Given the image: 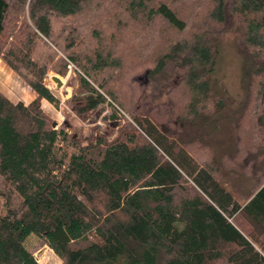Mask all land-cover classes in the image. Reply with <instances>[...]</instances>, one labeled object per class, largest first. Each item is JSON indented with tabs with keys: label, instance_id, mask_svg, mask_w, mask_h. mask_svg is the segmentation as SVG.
<instances>
[{
	"label": "trees",
	"instance_id": "obj_1",
	"mask_svg": "<svg viewBox=\"0 0 264 264\" xmlns=\"http://www.w3.org/2000/svg\"><path fill=\"white\" fill-rule=\"evenodd\" d=\"M0 59L36 94L0 89V264H264V0H0ZM68 60L105 133L44 109Z\"/></svg>",
	"mask_w": 264,
	"mask_h": 264
},
{
	"label": "rangeland",
	"instance_id": "obj_2",
	"mask_svg": "<svg viewBox=\"0 0 264 264\" xmlns=\"http://www.w3.org/2000/svg\"><path fill=\"white\" fill-rule=\"evenodd\" d=\"M56 31H60L59 24H56ZM235 36H229L225 43V47L222 48L220 57V71L221 75H226L231 80L230 84L237 92L242 90L246 82L247 64L243 61V58L235 51V47L232 46L230 39H234ZM77 72L67 71L62 74L50 67L45 75L44 82L53 93L59 98V107L44 101V109L51 115L56 127H60L69 120L75 121L77 127L84 131L85 135H88L92 129L98 128L100 133H105L108 129V121L104 119L109 115L108 107H105L101 115H88L86 117H79L74 112V104L70 102L72 95L75 93L78 87ZM55 76V77H54ZM0 89L14 102L28 101L30 99L31 88L27 83L13 70H11L2 60H0ZM36 96V95H35ZM264 122V117H263ZM122 123V122H117ZM70 131H76V129H70ZM26 247L32 252L38 260V264H60V258L55 252L40 238L35 235L29 236L26 240Z\"/></svg>",
	"mask_w": 264,
	"mask_h": 264
},
{
	"label": "built area",
	"instance_id": "obj_3",
	"mask_svg": "<svg viewBox=\"0 0 264 264\" xmlns=\"http://www.w3.org/2000/svg\"><path fill=\"white\" fill-rule=\"evenodd\" d=\"M68 70L71 71H75L78 70L77 66L70 60H68V64H67ZM55 77V76H54ZM49 87V86H48Z\"/></svg>",
	"mask_w": 264,
	"mask_h": 264
},
{
	"label": "crops",
	"instance_id": "obj_4",
	"mask_svg": "<svg viewBox=\"0 0 264 264\" xmlns=\"http://www.w3.org/2000/svg\"><path fill=\"white\" fill-rule=\"evenodd\" d=\"M0 60H1V59H0ZM30 92H31V94H30V96H29L30 99H29L28 101H26V102L24 101L25 99H23V102H25L26 104L29 103L31 100H33L34 97H35V95H36L35 92H34L33 90H31Z\"/></svg>",
	"mask_w": 264,
	"mask_h": 264
},
{
	"label": "water",
	"instance_id": "obj_5",
	"mask_svg": "<svg viewBox=\"0 0 264 264\" xmlns=\"http://www.w3.org/2000/svg\"><path fill=\"white\" fill-rule=\"evenodd\" d=\"M54 125H56V123H54Z\"/></svg>",
	"mask_w": 264,
	"mask_h": 264
}]
</instances>
